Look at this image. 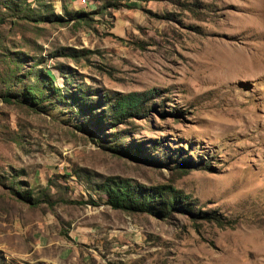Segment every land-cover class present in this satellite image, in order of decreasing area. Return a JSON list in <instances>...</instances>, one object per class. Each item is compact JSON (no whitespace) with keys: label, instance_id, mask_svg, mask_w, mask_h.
Masks as SVG:
<instances>
[{"label":"rangeland","instance_id":"1","mask_svg":"<svg viewBox=\"0 0 264 264\" xmlns=\"http://www.w3.org/2000/svg\"><path fill=\"white\" fill-rule=\"evenodd\" d=\"M108 177L193 208H112ZM260 233L264 0H0V264H264Z\"/></svg>","mask_w":264,"mask_h":264},{"label":"trees","instance_id":"2","mask_svg":"<svg viewBox=\"0 0 264 264\" xmlns=\"http://www.w3.org/2000/svg\"><path fill=\"white\" fill-rule=\"evenodd\" d=\"M88 12H77L76 16L80 19L84 18ZM50 80V79H48ZM38 88L33 86H26L21 92V98L17 97L19 102L26 101L31 105H37L41 101L39 95L36 94ZM58 98H64L65 96L60 93V90L54 91ZM3 99L7 102L13 101L10 96L4 95ZM145 98H129L117 97L114 100L108 102L106 112L104 115L106 120L110 119L108 124H114V122L122 121L139 112H145L148 109L143 107L145 104ZM113 136L118 132L112 133ZM119 137V136H118ZM116 138V136H115ZM120 150V149H118ZM132 153H137V148L133 147ZM208 167V165H205ZM102 191L104 192L106 199L105 202L115 209H122L130 212H156L162 216L169 214L175 209L181 211L192 210L194 205L189 201V196L184 195L181 191L173 188L170 184H160L154 187L143 188L131 184L127 179H115L108 177L105 183H102ZM200 216L207 218L211 217L218 221L213 212H200ZM196 215V214H195Z\"/></svg>","mask_w":264,"mask_h":264},{"label":"bare ground","instance_id":"3","mask_svg":"<svg viewBox=\"0 0 264 264\" xmlns=\"http://www.w3.org/2000/svg\"><path fill=\"white\" fill-rule=\"evenodd\" d=\"M223 44V43H222ZM224 47V50L226 51V52H228V54H229V56H231V57H228L227 55V57L229 58V60L231 61V62H233V61H235L234 63H236V60L239 62V61H245V59L247 58L246 57V52L245 51H243V48H241L240 46H235L232 42L231 43H227V44H225V46H223ZM222 48V47H221ZM218 49V48H217ZM221 52V51H220ZM224 56V55H223ZM231 62H229V63H231ZM228 63V65H230ZM243 63V62H242ZM262 236H264V234H262V233H260L259 234V237H262Z\"/></svg>","mask_w":264,"mask_h":264}]
</instances>
